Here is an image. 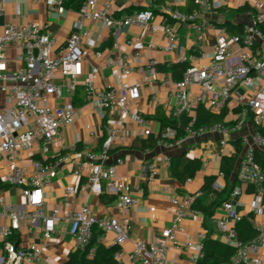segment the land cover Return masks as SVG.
Returning <instances> with one entry per match:
<instances>
[{"label":"built area","instance_id":"built-area-1","mask_svg":"<svg viewBox=\"0 0 264 264\" xmlns=\"http://www.w3.org/2000/svg\"><path fill=\"white\" fill-rule=\"evenodd\" d=\"M14 1L19 0H0V15L4 13L5 6ZM113 1L106 0L100 4L99 0H85L78 11L76 30L63 47H57L48 25L35 22L22 25L8 23L0 37V183L20 187L24 198L20 204L11 202L0 189V264H34L43 258L42 246L22 242L24 227L34 231L41 229L46 239L57 237L63 240L69 235L74 239V249H85L94 229L102 231L101 238L114 232L115 244L120 247L116 259L123 264L122 247L128 240L127 227L116 217L97 216L89 197L106 193L117 197L123 208L140 204L136 191L144 192L145 188L126 183L120 175L123 158L115 157L114 161L111 158L115 146L130 136L123 118L131 120L139 135L148 137L154 134L149 119L134 111L131 103L140 98L143 84L155 77L160 78L163 86L170 87V94L177 99L176 116L180 119L184 114L192 117L187 123H170L162 127L155 134L157 146L179 147L186 139L204 132L220 134V144L226 146L232 136L241 133L248 123L256 128L254 140L264 146V29L259 25L264 23V0H254L246 9L250 21L244 24L242 33L231 34L226 26L219 27L209 57L205 55L204 45L207 29L212 24L204 19V15L213 8L225 6L229 0H195L198 8L193 11L164 4L161 6V23L156 22L151 8L117 17ZM55 2L58 7L64 4V0ZM172 22L187 24L191 28L201 59L189 64L181 79L165 77L159 71L157 58L143 57L145 43L141 37L130 41L131 55L118 62L123 78L118 86L98 88L93 81L100 73L98 67L92 69L91 78H85L84 60L91 53L102 55V51L89 42L88 23L105 24L112 31L114 40L131 26L148 28L163 35L164 50L174 51L180 43L177 28ZM234 46L241 51L234 53ZM10 51L15 52L21 65L13 72H5ZM145 65L149 73L145 71ZM135 70L143 73L144 79L130 83L126 77ZM82 85L89 103L102 115L105 140L98 151L80 155L74 173L85 181L79 186H68L65 201L74 202L82 198L83 204L62 216L58 209L46 207V190L52 185L56 168L72 161L79 148L77 143H73L66 146L60 155L52 159L49 156L64 129L77 120L79 110L73 100L59 104L52 103V99H64L66 93L72 95ZM201 104L224 112L223 121L195 127L192 113ZM180 131L183 136H179ZM254 151V146L246 145L236 165V179L246 188L234 186L221 204L223 216L211 221L217 232L236 248L234 255L222 264H264V171L255 160ZM155 174L156 170L146 168V180H152ZM192 181L193 177L187 178V182ZM213 188L221 190L224 186L217 180ZM244 194L253 196L246 213L252 215L253 224L259 230V235L248 243L240 240L235 227L244 216L236 212L235 198ZM204 195L205 192L200 190L172 198L171 203L175 206L173 221L162 230L161 239L152 243L146 240L137 242L127 259L135 264H175L176 259H169L168 253L177 248L189 251L193 264H201L207 234L204 232L200 240L179 241L177 233L183 229L185 220L198 212L194 205ZM211 196L216 197L214 194ZM60 222L64 227L57 230ZM94 252L92 248L90 256Z\"/></svg>","mask_w":264,"mask_h":264},{"label":"crops","instance_id":"crops-1","mask_svg":"<svg viewBox=\"0 0 264 264\" xmlns=\"http://www.w3.org/2000/svg\"><path fill=\"white\" fill-rule=\"evenodd\" d=\"M85 0H64L62 7L56 5L55 0H19L5 6L4 13L0 15V37L3 35L4 28L8 23L18 25L27 22H35L41 25H48V30L56 40L57 47H63L67 44L69 36L76 30L75 22L78 19L79 7ZM106 0H99L102 4ZM165 1V2H164ZM154 3L153 0H114V11L117 17H123L134 11L151 8L156 16V22L163 21L161 6L171 4L173 7L181 9L187 5V0H164ZM221 0H213L218 2ZM254 0H229L221 8H213L211 12L204 15V19L210 22L205 38V55L211 56L216 42L218 29L229 23L245 24L250 21L246 14V6L253 4ZM182 10V9H181ZM178 32L180 46L174 51L163 49L164 40L161 33H154L150 29H141L138 26H131L127 32L122 34L117 40H114L112 31L103 23L97 25L88 23L86 27L90 29L89 42L96 49L102 51L101 56L91 53L83 62L85 78H91V72L94 67H98L100 73L94 78V83L98 88H109L118 86L122 82L119 60L127 55H131L133 49L130 41L137 37L144 40L145 48L142 55L145 59L157 58L159 71L165 77L179 80L182 74L173 71L174 64H189L200 62L199 52L196 51L194 43V32L187 24L172 22ZM117 47L114 48V42ZM234 53H239L241 49L238 46L233 47ZM21 62L16 59L15 52H9V61L4 66L5 72H13ZM145 71L149 73L148 66L145 65ZM144 74L135 70L126 80L130 83L143 81ZM259 82V81H258ZM65 100H73L79 110V116L75 123L66 127L62 136L52 147V154L49 158L60 155L63 149L73 143L78 145V153L74 155L73 160L56 168L52 185L47 188L46 207L49 210L58 209L62 216H65L70 209H79L83 204L82 198H77L74 202L65 201V191L70 185L79 186L83 181L78 177L74 170L78 167L80 155L88 151H98L105 140V131L103 118L100 112L93 109L88 101V95L85 87L80 86L72 95L65 94L64 99L53 98L52 103L62 104ZM206 106V105H205ZM178 101L170 94V87L163 86L160 78L155 77L150 82L143 84L140 98L131 103V108L145 115L154 131V136L162 128V118L168 119L171 123L181 125L182 118L176 116ZM208 108V106H206ZM198 106L194 109L192 116L196 115ZM209 109V108H208ZM211 110V109H210ZM214 112H220L212 110ZM124 124L130 130V136L127 140L113 149L115 157L123 158L124 162L120 166V175L122 179L132 186L144 187V192L136 191L140 197V204L133 208H123L119 205L118 198L111 196L110 202H104L102 196L91 194L89 203L94 213L101 218L116 217L127 227L128 240L122 247L124 257L123 264H135L127 259L136 243L141 240L156 242L161 239L162 230L170 226L173 221L175 206L171 203L172 198L186 193H195L202 190L205 178L209 175H218V181L225 186V178L221 173V163L224 156L236 154L234 140L242 139L244 148L246 145H252L255 149L264 150V146L254 140L256 128L248 123L245 129L234 136L226 146L220 144L221 136L218 133L204 132L190 137L185 142L174 148H165L155 146L154 148L144 147L146 136H141L136 132L135 126L129 118H123ZM186 154L188 157H198L202 160V167L192 182L181 183L173 177L168 165V159L173 156ZM242 154V153H241ZM240 154V155H241ZM240 158V156H239ZM148 167L156 170L153 179L148 181L145 178V171ZM236 167L231 178L236 179ZM233 183V182H232ZM233 186V184H232ZM235 186L243 189L246 185L237 180ZM231 187V185H230ZM0 188L1 185H0ZM6 198L15 203H23L22 189L18 186H5L2 188ZM110 196V195H108ZM204 202L208 201L206 194L200 198ZM253 200L251 194L242 195L235 198L236 212L247 215L250 203ZM224 210L221 205L216 209L211 218H206L203 212H196L187 218L183 229L177 233L179 241L186 239L200 240L204 232H210L212 237L228 243L216 230L213 219L223 216ZM64 227L60 222L57 230ZM22 242L27 244H37L44 248V255L41 260L34 264H64L70 252L74 250V239L66 235L63 240L53 237L46 239L43 232L30 230L24 227L22 233ZM101 242L107 246L115 244V233H106ZM169 259H176L175 264H193L191 253L187 250L172 248L168 253Z\"/></svg>","mask_w":264,"mask_h":264},{"label":"trees","instance_id":"trees-1","mask_svg":"<svg viewBox=\"0 0 264 264\" xmlns=\"http://www.w3.org/2000/svg\"><path fill=\"white\" fill-rule=\"evenodd\" d=\"M153 2L156 3L159 2V0H153ZM197 8L198 5L195 0H187V5L181 7V9L185 11H193ZM248 8L249 6L245 7V9ZM259 25H261V27L264 29V23H260ZM226 27L231 34H237L242 33L244 24L229 23L226 25ZM187 67L188 62L174 64L173 71L183 74ZM193 117L195 118L194 126L199 128L205 125H212L216 122H222L224 118V112H214L208 109L205 105L201 104L198 106L196 115ZM191 119L192 117L187 114L182 116L183 123H187ZM161 120L162 127L171 123L166 118H162ZM262 133L264 135V130H262ZM183 135L184 133L180 131L179 136ZM157 142V136H149L146 141L144 140L143 146L154 148L157 145ZM233 143L236 146V154L224 156L222 158L220 168L221 173H223L225 178L226 185L221 190H215L213 185L218 180V175L213 174L207 176L205 178L204 185L202 186V190L205 192L208 201L204 202L200 199L194 205V208L198 212H203L206 218H211L215 214L216 209L223 203L225 199L229 197L230 191L236 185L237 180L232 181L231 178L235 171L239 156L243 151L244 145L242 139L234 140ZM254 158L261 165V168L264 171V150L255 149ZM202 164V160L198 157H188L186 154L176 155L171 158L170 172L173 177L177 178L181 183H184L188 177H196L198 175ZM0 185L2 188L5 187V185H2L1 183ZM211 194H214L216 197L213 198ZM101 196L104 202H110L113 199L106 193H103ZM235 227L238 237L243 242H251L259 235V230L253 224L251 214L244 215L241 220L237 221ZM101 235V230L94 229L85 249L72 250L64 264H121L116 259V254L120 247L117 244L110 246L103 244L101 242ZM92 248L95 249V252L93 253V256H90V251ZM235 252V246L219 239H215L212 237L210 232H207V237L204 239V256L201 259V264H222L223 262L228 261Z\"/></svg>","mask_w":264,"mask_h":264},{"label":"water","instance_id":"water-1","mask_svg":"<svg viewBox=\"0 0 264 264\" xmlns=\"http://www.w3.org/2000/svg\"><path fill=\"white\" fill-rule=\"evenodd\" d=\"M226 200V199H225Z\"/></svg>","mask_w":264,"mask_h":264}]
</instances>
